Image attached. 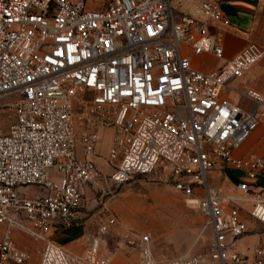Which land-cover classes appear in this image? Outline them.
<instances>
[{
    "label": "built area",
    "instance_id": "obj_1",
    "mask_svg": "<svg viewBox=\"0 0 264 264\" xmlns=\"http://www.w3.org/2000/svg\"><path fill=\"white\" fill-rule=\"evenodd\" d=\"M229 24L220 0H0V104L15 98L0 132V264L28 258L14 228L42 242L38 264H112L100 237L114 214L80 251L51 237L76 223L101 179L105 129L111 182L165 169L211 229L208 252L174 257H156L146 233L127 238L134 264H264V147L241 149L264 121V91L231 85L264 58V34L212 70L191 63L223 58ZM233 170L230 185L210 182ZM250 233L251 253L235 250Z\"/></svg>",
    "mask_w": 264,
    "mask_h": 264
},
{
    "label": "rangeland",
    "instance_id": "obj_2",
    "mask_svg": "<svg viewBox=\"0 0 264 264\" xmlns=\"http://www.w3.org/2000/svg\"><path fill=\"white\" fill-rule=\"evenodd\" d=\"M189 5H183L186 10ZM208 65L213 66L217 61L206 58ZM254 69L249 78L251 83L264 86V58ZM237 89L241 80L231 83ZM230 97L245 104L247 99L235 91L229 92ZM14 96L4 97L0 104V132L8 129L14 120ZM110 130L105 129L96 148L94 160L99 166L102 177L96 183H90L85 191L80 207V214L73 231L64 235L58 232L51 236L58 242H65V247L74 251L82 250L88 243L84 234L91 235L96 231L99 218L114 214L116 223L100 237V252L108 255L112 264H134L136 260V245L129 243L127 238H137L148 234L152 250L156 257H174L181 254L206 253L209 251L211 229L203 215L187 201L182 193L172 186L170 174L165 169H155L148 173H132L121 183H113L108 174L111 168L106 164V156ZM264 147V121L248 137L241 146L243 148ZM210 182L216 186L230 185L235 182L239 170L219 174L213 171ZM34 187L24 190L35 192ZM17 243L28 250L25 264H38L39 251L42 242L34 239L18 228L13 229ZM52 235V234H51ZM64 235V236H63ZM83 237H82V236Z\"/></svg>",
    "mask_w": 264,
    "mask_h": 264
},
{
    "label": "crops",
    "instance_id": "obj_3",
    "mask_svg": "<svg viewBox=\"0 0 264 264\" xmlns=\"http://www.w3.org/2000/svg\"><path fill=\"white\" fill-rule=\"evenodd\" d=\"M220 5L230 21L229 26L220 31L223 45V58L217 59L208 53L193 55L191 58V63L194 67L205 71L216 68L225 59L233 56L248 42L260 41L264 34V0H220ZM207 57L215 59L217 62L213 66H210L206 61ZM259 65L261 67L263 66L262 63L260 64L258 62L242 77L237 78L238 80H241V86L248 85L259 91H264V86L255 83L253 84L249 81L254 69ZM103 132L104 131H101V135ZM244 149L246 148H243L242 150ZM73 228L74 227L71 225L70 227L55 232L53 231L51 236L56 235L58 232H63L64 235L68 236V234L72 233ZM257 240V234H247L235 242L234 249L242 250L250 254L252 247L257 243ZM61 244L65 246L66 243L62 242Z\"/></svg>",
    "mask_w": 264,
    "mask_h": 264
},
{
    "label": "bare ground",
    "instance_id": "obj_4",
    "mask_svg": "<svg viewBox=\"0 0 264 264\" xmlns=\"http://www.w3.org/2000/svg\"><path fill=\"white\" fill-rule=\"evenodd\" d=\"M261 60H262V59H261ZM261 60H260V61H261ZM260 61H259V62H260Z\"/></svg>",
    "mask_w": 264,
    "mask_h": 264
}]
</instances>
